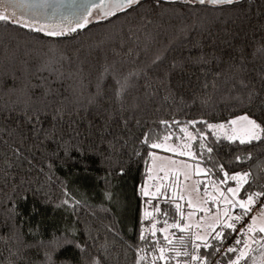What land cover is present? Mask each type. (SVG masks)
I'll return each instance as SVG.
<instances>
[{"label": "trees", "instance_id": "1", "mask_svg": "<svg viewBox=\"0 0 264 264\" xmlns=\"http://www.w3.org/2000/svg\"><path fill=\"white\" fill-rule=\"evenodd\" d=\"M262 42L264 0H241L223 12L176 4L154 10L152 0H144L134 11L93 19L59 39L0 24V264H91L93 258L135 264L136 247H148L138 239V189L148 175V152H162L141 144L143 133L170 131V142L179 144L182 125L166 130L161 120L218 123L242 114L249 106L235 99L247 94L237 84L241 78L258 94L251 111L260 117L264 54L253 53ZM113 74L128 77L119 99ZM29 107L42 113L47 137L37 139L21 123ZM57 109L62 119L53 120ZM21 143L23 157L16 158L9 145ZM214 149L230 173L256 174L250 190L264 184V144L222 141ZM248 152L251 161L233 162ZM122 184L130 199L124 213L105 200ZM78 187L81 193L71 194ZM160 206L175 218L171 204L161 199Z\"/></svg>", "mask_w": 264, "mask_h": 264}, {"label": "snow or ice", "instance_id": "2", "mask_svg": "<svg viewBox=\"0 0 264 264\" xmlns=\"http://www.w3.org/2000/svg\"><path fill=\"white\" fill-rule=\"evenodd\" d=\"M143 2L144 0H70V3L66 4L65 0H38L39 5L46 7L49 12L55 14L63 7V13H67L62 25H45L36 22L34 18L31 20L20 18L23 12L18 14V10L32 6L29 0H0V24H11L30 32L43 34L48 38L59 39L85 30L93 18L100 20L101 18L115 17L119 13L127 14L142 6ZM152 3L154 10H163L164 5L176 4L183 8L200 6L223 12L226 9H234L241 4V0H152ZM176 15H179V12H176ZM144 19L146 24L152 23L151 20ZM253 54H264V42L259 48L254 49ZM160 60L161 57L157 56L152 64H156ZM205 62L208 61L201 58V63ZM171 67L176 69L178 65L174 62ZM134 75L137 73H129V77ZM113 80L117 86L115 95L119 99L127 87L128 77L122 79L113 74ZM261 80H264V75L261 76ZM237 84L247 92L246 96L235 97L240 104L246 103L249 106L242 114L233 115L218 123H210L203 119L186 122L173 120L171 123L161 120L159 123L166 130L173 125H182L179 127V131L184 135L178 137L183 141L180 144L170 143L173 140L170 131L167 135L159 137H154L150 131L143 133L140 143L146 145L148 149L187 157L195 163L189 164L186 160L179 161L183 165V172L179 169L165 170L164 167L156 169L154 165L147 169V178L138 189L142 200L138 239L148 247H136L135 264H157V262L160 264H225V261L226 264H257V259L259 264H264V184H259L255 190H250L258 179L252 170L230 173L225 164L216 160L214 156V144H219L222 141L244 148L254 144H264V100L260 101L261 115L257 117L251 111V105L258 98L256 90L250 89L243 78L239 79ZM211 86L216 87L214 83ZM204 87L208 88L209 85L206 83ZM24 115L25 120L21 123L30 125L31 132L36 135L37 139L41 133L47 137L48 133L42 127L40 111H33L29 107L25 110ZM57 119H62L59 109L56 110V115L53 117V120ZM197 125H204V129L197 128ZM190 127L193 131H189ZM0 132H3V129H0ZM9 148L16 158L23 157L22 143L17 146L9 145ZM136 155H140V153L137 152ZM147 155L153 161L171 159L170 157H159L157 151H149ZM252 159V152H248L247 155H235L233 162L243 164ZM209 162L212 163V167L207 166ZM171 163L176 164L177 161L171 160ZM154 170L157 173L164 172V176L153 175ZM261 170L264 171V168ZM120 171L123 174V169ZM181 174L185 181L191 178V174L203 175L207 178V183L197 181L194 190L199 192V185L204 184V196L208 199H204L202 204H208L211 200L213 204L217 205L215 213L194 204L189 196L187 207L195 209V211L186 214L183 210L184 205L179 202L185 200L184 189L173 191L171 197L165 195L162 189H176L179 186ZM170 175L173 179L165 184L164 181H168ZM149 181L153 183L149 184ZM230 181L234 182V186H229ZM209 186H211L212 192L208 191ZM161 199L175 208L174 219L168 210L161 208ZM62 203L69 205V200L65 199ZM75 203L79 204L80 201H75ZM221 204L222 207H220ZM197 211L204 212L205 215L192 223V217L196 215ZM157 224L163 226L158 228ZM173 229L175 231H170ZM177 233H181V235H177ZM230 238L232 242L228 243ZM64 242L73 243L72 240L67 239ZM75 246L84 251L79 244ZM254 253H257L258 256ZM149 257H151L150 262ZM91 264H101V261L93 258Z\"/></svg>", "mask_w": 264, "mask_h": 264}, {"label": "rangeland", "instance_id": "3", "mask_svg": "<svg viewBox=\"0 0 264 264\" xmlns=\"http://www.w3.org/2000/svg\"><path fill=\"white\" fill-rule=\"evenodd\" d=\"M95 19V18H93ZM171 143V142H170ZM183 143V142H180ZM179 143V144H180ZM159 157H170V160L167 159H158L153 161L151 159L149 167L150 166H155L156 169H158L159 167H164L165 170H181V172L184 171L183 169V165H181L179 163V161L182 160H186L189 164H194L191 160H189L187 157H182V156H178L175 155L173 153H168V152H157ZM171 160H175L177 161L176 164H172ZM153 175H159L161 177L164 176V172H159L157 173L155 170L152 173ZM147 178V177H146ZM173 179V177L170 175L168 178V181H164L165 184H167L169 181H171ZM197 181H204V183H207V178L204 177L203 175L197 176L195 174H191V178L187 181L184 180V176L181 174L179 177V186L176 189H172V188H165L162 189L163 192H165L166 196L171 197L173 195V191H179L180 189H184L183 194L185 196V200L183 201H179L181 204L184 205V212L187 214V212L190 211H195V209H189L187 207V199L190 196L191 199L193 200L194 204L200 205L202 207H204L205 209H210L212 213H215L217 211V205L213 204L211 202V200H209L208 204H202V201L204 199H208V197L204 196V184H200V191L196 192L194 189L196 188V182ZM144 183V182H143ZM153 183L152 181H149V184ZM234 186V185H232ZM74 191L71 193L73 195H77V193H81L80 191H78V188H73ZM115 192L109 193L108 196H105V200L109 201L112 203V206L116 209H118V212L120 213H124L125 210H129V206H130V202L128 199V197H125V195L127 194V184H122L116 187ZM154 190V189H152ZM209 192H212V188L211 186H209L208 188ZM82 198V197H81ZM83 200H88V199H83ZM223 205L221 204L220 207H222ZM129 213V211H128ZM125 215H127L125 213ZM205 213L204 212H196V215L194 217H192L191 222L195 223L199 217L204 216Z\"/></svg>", "mask_w": 264, "mask_h": 264}, {"label": "water", "instance_id": "4", "mask_svg": "<svg viewBox=\"0 0 264 264\" xmlns=\"http://www.w3.org/2000/svg\"><path fill=\"white\" fill-rule=\"evenodd\" d=\"M29 2L32 6L18 10V14L19 12H23V15L20 17L21 19L31 20L34 18L36 22L45 25H62L65 22L64 16L67 15V13H63V7L60 8L59 12L54 14L49 12L46 7L40 6L38 0H29ZM65 3H70V0H65ZM93 11H95V9H93Z\"/></svg>", "mask_w": 264, "mask_h": 264}, {"label": "built area", "instance_id": "5", "mask_svg": "<svg viewBox=\"0 0 264 264\" xmlns=\"http://www.w3.org/2000/svg\"><path fill=\"white\" fill-rule=\"evenodd\" d=\"M234 238V237H233Z\"/></svg>", "mask_w": 264, "mask_h": 264}]
</instances>
